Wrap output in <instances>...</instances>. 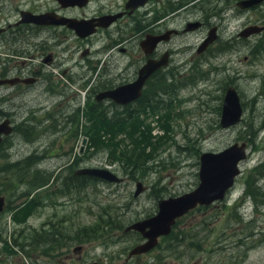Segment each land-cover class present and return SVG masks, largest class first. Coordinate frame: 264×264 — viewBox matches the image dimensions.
I'll return each mask as SVG.
<instances>
[{
  "label": "rangeland",
  "instance_id": "obj_1",
  "mask_svg": "<svg viewBox=\"0 0 264 264\" xmlns=\"http://www.w3.org/2000/svg\"><path fill=\"white\" fill-rule=\"evenodd\" d=\"M18 2L28 8H43L49 0ZM201 2L209 5L218 0ZM221 5L222 0L217 6ZM256 9L263 12L264 3ZM250 13L245 10L229 17L228 11L227 19H212V23L220 22L219 38L207 53L204 65L193 71L187 69L191 83L178 93L160 96L162 99L153 102V109L114 113L98 120L87 109L91 104L87 85H74L76 95L61 105H67L63 107L66 113L71 105L77 106L72 122L70 117L56 114L46 119L36 106L58 100L32 98L29 92L16 96L14 100H21L23 114L27 111L23 107H36L27 119L22 115L13 118L16 127L4 135L0 144L1 252L6 247L14 254L20 253L10 241L13 230L21 227L20 221L51 220L77 227L79 239L88 233L87 250L79 264L89 259L102 264H264V197L242 196L246 175L264 161V43L255 53L251 51L254 44L264 41V30L245 38L237 35L249 23H264V19H245ZM203 32L201 28L191 37L198 38ZM192 38L189 36L191 43ZM216 45H220L219 50H213ZM230 83L240 97L243 114L234 125L221 127L218 119L222 95ZM70 88L66 85L64 90ZM115 117L123 120H111ZM20 120H25L24 124H18ZM248 124L250 129L256 128L251 138L245 133ZM234 141L246 143V155L224 197L177 218L172 228L177 239L169 234L161 236L156 247L141 258L125 261L126 253L141 237L124 227L153 214L158 198L192 189L198 182L201 151H216ZM29 155L34 156V162L26 167L23 159ZM71 159L75 160L72 165ZM84 165L106 167L122 180H89L81 188L63 190L69 172ZM41 176L44 179L39 184ZM257 177L254 184L264 191V170ZM137 180L145 189L134 196ZM30 196L35 197L33 204L28 201ZM96 228L99 230L94 233ZM1 239H5V246Z\"/></svg>",
  "mask_w": 264,
  "mask_h": 264
},
{
  "label": "flooded vegetation",
  "instance_id": "obj_2",
  "mask_svg": "<svg viewBox=\"0 0 264 264\" xmlns=\"http://www.w3.org/2000/svg\"><path fill=\"white\" fill-rule=\"evenodd\" d=\"M18 1L0 0V88H6L0 90V121L8 120L10 132L16 127L13 118L17 115L25 119L33 116L36 106L46 119L56 114V117H70L74 122L77 106L71 105L67 113L63 110L67 105L61 106L63 101L76 95L72 91L74 85H87L91 97L87 109L92 115L96 109L104 117L153 109V102L162 99L160 96L178 93L191 83L187 69L193 71L204 65L207 53L219 38L220 22L212 23V19H227L228 11L229 17H233L245 10L251 11L245 18L247 20L264 19V11L256 9L264 0L247 7H240L239 0H222L221 6H217L220 0L209 5L202 0H144L133 7L126 6L127 0H84L82 3L49 0L43 8L24 7ZM26 12L45 14L51 21L66 18L77 23L21 20ZM88 24L91 31L80 35ZM212 27L215 37L200 49V43ZM201 28L203 34L193 39L191 36ZM219 48L220 45H216L213 50ZM147 62L152 69L145 75L134 99L118 103L110 97L96 96L100 91L132 82ZM6 78L13 79V82H7ZM37 85H40L38 89ZM66 85L71 87L70 90H64ZM27 92L32 98L58 101H55L56 106H53L55 102L47 104L46 101L34 107L25 106L24 115L21 100L15 101L14 98ZM58 94L61 96H56ZM24 122L20 120L18 124ZM3 138L4 135L0 144ZM53 185L57 186V182ZM19 224L21 227L13 230L10 241L20 253L14 254L4 247L2 252L0 250V264H79V258L87 250V236L79 239L74 225L70 228L51 220L39 223L20 221ZM2 244L5 246L6 242ZM153 247L136 254L126 253L125 261L138 260ZM81 264L102 263L89 259Z\"/></svg>",
  "mask_w": 264,
  "mask_h": 264
},
{
  "label": "water",
  "instance_id": "obj_3",
  "mask_svg": "<svg viewBox=\"0 0 264 264\" xmlns=\"http://www.w3.org/2000/svg\"><path fill=\"white\" fill-rule=\"evenodd\" d=\"M60 1L62 3L84 2V0ZM259 1L260 0H239L238 5L240 7H247ZM143 2L144 0H127L126 6L133 7L134 5ZM46 18L47 16L42 13L26 12L21 20L34 23L67 22L68 24H72L71 22H75L66 18L63 19L64 21H51V19L47 20ZM76 23L77 22H75V24ZM88 26L89 24L85 25L86 28L83 27V31L79 34L84 35L89 33L91 30L88 29ZM213 29L214 28L212 27L207 31L205 38L200 43V49L204 48L215 37ZM262 30H264V23H249L238 31V35L241 37H248L251 34H257ZM151 69L152 66L150 65V62H147L139 69L135 80L127 84L118 85L114 88L100 91L96 96L110 97L118 103H125L132 100L139 94L142 81L147 72ZM6 81L12 83L13 79L6 78ZM242 112L243 107L240 97L235 86L230 83L226 85L223 91L218 119L219 125L221 127L234 125L241 119ZM10 130L11 128L8 124V120H1L0 141L2 135L9 134ZM83 140L84 138L82 141ZM245 155L246 143L244 141H234L216 151H201L198 157V182L192 189L175 195L158 198L156 201V211L153 214L136 219L124 227V230L131 229L138 232L143 239L130 247L127 253L130 255L148 250L157 243L159 236L169 233L171 226L177 217L181 216L196 205H207L224 197L228 189L232 186L234 178L239 174V162L245 157ZM73 173L95 176L109 182H119L122 179L110 169L101 166H79L74 169ZM143 189L144 185L140 180H137L132 194L136 196ZM2 203L3 197L0 195V208L2 207Z\"/></svg>",
  "mask_w": 264,
  "mask_h": 264
},
{
  "label": "trees",
  "instance_id": "obj_4",
  "mask_svg": "<svg viewBox=\"0 0 264 264\" xmlns=\"http://www.w3.org/2000/svg\"><path fill=\"white\" fill-rule=\"evenodd\" d=\"M263 43H264V41L262 40V41H260L259 43L254 44V45H253V48H254V49H253V48L251 49L252 53H255L256 51H258L257 48H259V47H263ZM254 46H255V47H254ZM225 47H226V46H222V49H225ZM218 109H219V107H218ZM124 114H130V113L127 112V113H124ZM93 116H96L98 120H104V119H106V118L103 116V114H101L99 111H97V109H96V113H95ZM111 120H114V121H117V120L122 121L123 118H117V117H115V118H113V119H111ZM27 129H28V128H27ZM27 129H26V130H27ZM20 130H21L20 132L23 131L22 129H20ZM255 130H256V128H255ZM255 130H254L253 127H251V129H250L249 124H248V128L245 130V133H246V135H248L249 138H251L252 135H254ZM23 133H24V132H23ZM33 157H34V156L29 155V156H27L26 158L23 159L24 165H25L26 167H28L29 165H31V164L34 162ZM31 158H32V159H31ZM29 160H30V161H29ZM74 162H75V160H74ZM72 164H73V163H72ZM72 164H71V165H72ZM13 165H14V166L18 165V166H19L18 163H13ZM20 165H21V164H20ZM24 165H23V166H24ZM18 166H17V167H18ZM25 166H24V168H25ZM263 170H264V161L261 162V163H259V164H257V165H254V166L251 168V171L246 175L245 180H244L245 187H244V190H243V194H242V196H244V197H251L252 199L256 198L257 195H260V196H263V197H264V191L260 190L259 187H257V185L254 184V183H256V181H257V178H258L257 175H258L259 177L262 176V174H263ZM32 173H34V174H38L39 172H37L36 170H33ZM69 174H70L69 177H68L69 179H68L66 182H63V190H67L69 187H72V186H74V187H78V188H81V187H83V186H84L89 180H93V181H95V180L98 179L97 177H94V176H88V175H84V174L75 175V174H73V170L70 171ZM38 177H40L39 174H38ZM41 179H42V180L39 182V184H41V183L43 182V179H44V178H42V176H41ZM261 200L264 202V199H261ZM28 201H30V202L33 204L34 201H35V197L30 196V199H28ZM255 205H256V204H255ZM255 205H254V206H255ZM106 222L108 223L109 227H111V221H110V220H107ZM174 224H175V223H174ZM83 230H84V229H83ZM83 230H82V231H83ZM98 230H99V229L96 228V229H93L92 231L95 233V232H97ZM168 234H169V236L171 235V237L174 236V237H175L174 240L177 239V235H175L176 233L172 232V230H171L170 233H168ZM84 236H88V233H85Z\"/></svg>",
  "mask_w": 264,
  "mask_h": 264
},
{
  "label": "bare ground",
  "instance_id": "obj_5",
  "mask_svg": "<svg viewBox=\"0 0 264 264\" xmlns=\"http://www.w3.org/2000/svg\"><path fill=\"white\" fill-rule=\"evenodd\" d=\"M238 39V38H237ZM32 159V158H31ZM30 161V160H29Z\"/></svg>",
  "mask_w": 264,
  "mask_h": 264
}]
</instances>
